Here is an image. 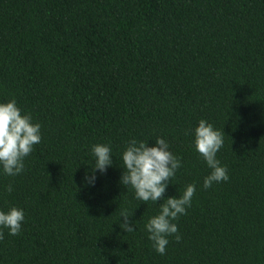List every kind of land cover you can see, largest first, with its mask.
Wrapping results in <instances>:
<instances>
[{"label":"trees","instance_id":"trees-1","mask_svg":"<svg viewBox=\"0 0 264 264\" xmlns=\"http://www.w3.org/2000/svg\"><path fill=\"white\" fill-rule=\"evenodd\" d=\"M12 98L42 139L22 174L0 168V210L25 213L20 234L0 229V264H264V0H0V102ZM201 119L224 131L229 175L207 189ZM158 137L183 165L165 199L196 184L164 255L145 229L163 200L120 183L128 141ZM98 143L113 164L89 185Z\"/></svg>","mask_w":264,"mask_h":264},{"label":"clouds","instance_id":"clouds-1","mask_svg":"<svg viewBox=\"0 0 264 264\" xmlns=\"http://www.w3.org/2000/svg\"><path fill=\"white\" fill-rule=\"evenodd\" d=\"M224 136V131L214 128L212 123L204 119L194 129L195 148L212 170L204 178L205 189L229 179L227 167L222 166L217 159V153L224 145ZM41 139V125L33 122L30 113L22 111L15 98L0 102V168L3 174L11 177L22 174L25 171V158ZM92 153L95 156L94 166L84 178L89 185L95 184L97 170L103 174L113 164L110 144H95L92 146ZM122 161L120 183L134 189L136 199L145 203L163 200L159 204V213L148 220L145 229L155 251L164 255L169 236L174 235L176 242L181 240L178 225L174 221L187 214L196 193V184H188L178 197L165 199L171 179L183 165L181 158L170 151V144L162 137L155 140V146H149L148 141L129 140L123 151ZM6 190L11 192L12 185L9 184ZM121 217L123 222L120 223V228L127 233L134 232L136 227L127 212H121ZM24 220L25 213L21 208L13 206L7 212L0 210V229H8L9 235L20 234ZM3 238V231H0V239Z\"/></svg>","mask_w":264,"mask_h":264}]
</instances>
